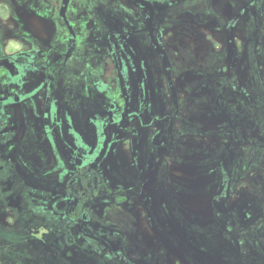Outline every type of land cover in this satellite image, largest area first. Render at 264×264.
Listing matches in <instances>:
<instances>
[{"label": "flooded vegetation", "instance_id": "obj_1", "mask_svg": "<svg viewBox=\"0 0 264 264\" xmlns=\"http://www.w3.org/2000/svg\"><path fill=\"white\" fill-rule=\"evenodd\" d=\"M21 3L38 8L39 30L26 34L34 35L35 46L0 55V211L10 221L8 231L13 232L16 227L24 231L25 243L11 240L12 253L4 261L0 254V264H55L60 255L58 242L76 245L77 250L94 247L113 264H124L117 254L120 237L113 241L112 232L93 218L90 220L87 210V203L101 196L127 198L129 187L112 177L109 164L102 163L105 151L101 154L106 131L108 142H114L119 136L117 132L123 129H128L129 154L139 178L135 188L155 212L157 223L147 222L149 226L160 224L169 229L186 253L185 256L176 250L172 241L166 242L179 263L264 264V201L260 200L264 199V191L255 192L254 185L247 194L239 190L245 169L259 164L260 160L254 159V149L264 148V144L257 143L261 138L255 140L252 132L249 134L251 138L245 147L248 154L242 158L230 155L221 146L204 143L193 144L190 154L187 146L167 144L168 137L162 135V130L152 133L148 140L146 127L141 125L161 115L171 118L176 112L172 103L177 100L173 76L186 79L196 72V76L204 79L212 77L207 78L208 82L199 80L205 83V90L197 89L200 95L196 102L203 109L198 115L203 113L206 123L199 127L194 124V129L190 125L193 121L187 118L186 128L198 130V136H206L208 126L225 118V125L209 136L225 133L231 145H236L239 133L254 125V112L240 109L238 97L245 95L247 103H253L248 87L264 75V0ZM109 58L114 67L111 80L103 75ZM35 73L36 79L32 77ZM222 84L235 92L232 94L235 104H225L228 111L214 112L224 100ZM110 85L116 89L112 95L109 89L105 90L104 96L112 97L108 107L93 111L94 101L103 98L94 92V87ZM161 88L168 91L167 96ZM213 90L218 92L215 97L205 94ZM165 97L170 100L165 101ZM22 102L30 104L28 113L39 119V138L53 139L48 147L54 161L46 158V149L39 150L41 145L38 149L31 147L43 158L44 167L37 177L39 185L34 187L30 179L14 177L9 169L16 149L26 141L24 132L17 138L20 127L14 121L17 107L16 114L22 113L18 105ZM166 102L172 105L168 108L171 114L165 109ZM209 102L211 105L207 106ZM59 116H62L59 130L66 135L58 130ZM75 118L84 127L74 128ZM260 124L263 122H256L254 127ZM93 132L97 135L95 144L91 140ZM30 133L31 129L27 134V141L31 142ZM258 133L264 136V127L258 128ZM155 158L163 162L175 158L198 178L207 179L208 186L182 192V204L176 205L170 191L153 188L157 178L167 179L174 171L160 169L157 175ZM68 162L74 170L63 173ZM50 183H66L65 190H57ZM202 194L209 196L208 217L186 204L189 197ZM233 195L235 201L231 206L229 200ZM51 199L53 206H49ZM61 199L66 202L57 206ZM59 210L65 216L58 217ZM190 213L199 218L196 225L192 224ZM206 218L213 221L208 225L215 228L213 231H205ZM45 226L51 228L49 238ZM4 233V226L0 225V240ZM155 233L159 235L156 228ZM47 239L54 244L48 254ZM248 244L251 255H243L242 250ZM20 253L21 261L17 259Z\"/></svg>", "mask_w": 264, "mask_h": 264}, {"label": "rangeland", "instance_id": "obj_2", "mask_svg": "<svg viewBox=\"0 0 264 264\" xmlns=\"http://www.w3.org/2000/svg\"><path fill=\"white\" fill-rule=\"evenodd\" d=\"M24 0H0V55H6L9 53H15L22 49H27L28 46H35L32 44L36 42L37 39H32L34 37L31 35H26L27 31H38L39 30V18L38 16V8L35 6H26L21 2ZM113 3H110L112 6ZM115 5V4H114ZM32 34V33H31ZM198 43L197 41H195ZM175 43L173 42V45ZM199 44V43H198ZM107 63L104 66V78L112 79L114 75V67L111 61V58L106 61ZM224 67V63L222 65ZM222 67L221 74L224 72V68ZM212 71V70H211ZM209 71V74L212 72ZM34 79L38 77V74L32 75ZM257 77V76H256ZM263 79L258 80V83L255 82L253 86H249V94L251 98L253 96L254 102L247 103L246 96L241 95V98L238 97V105L240 109H252L254 112L253 123L250 127H247L244 133H239V140L236 145L230 142L229 136L225 133H221L216 136H209L210 133L216 131L217 129L223 127L225 125V118H222V121L219 123H215L214 125H210L207 127V135L206 136H198V130L194 131L196 126L204 125L205 119L203 113L200 115L203 109H199L202 104L196 102L199 97V93H197L198 87L201 90H205V83H200L199 80H206L207 78L212 79V77L206 76V79L202 76H196V72L194 75L179 79V75L173 76L174 88L177 95V100L175 103H172L176 106V112L171 118H166L165 115H158V119L151 121L145 125L146 132L148 133V140L151 137L152 133L155 131H161L162 135L168 137L167 144L173 143L178 146H187L189 148V153L192 152L193 144L204 143L210 145H218L221 146L222 149L226 148L227 152L230 155L235 156H247L248 150L245 149L246 143L250 140L249 135L253 134V139L261 138V141H257V143L264 144V136L258 133V128L264 127V75L261 76ZM213 82V81H212ZM201 84V86H200ZM223 99L221 101V105L218 106L214 112H218L219 110H226L227 105L225 104H235L233 100V92L228 85H221ZM115 87L111 85L109 87H94V92H98L103 98L97 99L98 101H94L93 103V111L107 108L109 102L111 101V96L106 98L105 90L109 89L110 94H113V90ZM116 89V88H115ZM164 91V96L168 95V91L165 88H161ZM95 93V94H96ZM217 90H213L212 92H206L205 94L209 97L216 96ZM94 94V95H95ZM95 97V96H94ZM165 101H169L170 98L165 97ZM96 99V98H95ZM225 101V102H224ZM115 102V101H114ZM249 104V105H248ZM20 105V114H16L19 109L18 107L15 109L14 121L18 122V126L20 130L17 134V138L19 139L24 132L23 139L26 140L18 149H16L14 153V163L10 170H12V174L14 177L20 176L25 181L30 179V185L33 187L37 184V177L42 173L44 169L42 160L38 154L33 152L31 149L32 145L34 148L38 149V145H41L39 150L46 149L44 154L46 158L50 161H54V157L52 156V151L49 149V143L52 142L53 139H50L47 136L39 138L40 134L38 128L40 127L39 119L37 117H33L32 114L28 113V109L31 106L30 104L18 103ZM211 103L209 102V104ZM171 103H165V109L167 107V111L171 114L170 108ZM208 108V107H207ZM2 108L0 107V111ZM161 114V113H160ZM62 116L57 118V127L58 130L62 129ZM187 118H190L193 122H191V126L194 124V129L189 127V130L186 128L185 122ZM70 119V117L66 118ZM61 121V122H60ZM204 121V122H203ZM259 121L263 122V124L258 125V127H254L255 123H259ZM59 122V123H58ZM74 128L76 127H84L79 121L78 118H75ZM104 124L103 126H106ZM31 129L30 137L31 142L27 141L28 130ZM77 130V129H76ZM60 131V130H59ZM65 134L60 131V134ZM108 131L105 133V143L103 147L105 148L101 154L103 155V164H109V172L112 177L120 183L126 184L129 187V190L125 193L127 198L116 197V196H101L93 199L92 201L87 203L88 216L90 220H93L103 224L104 228L109 229L112 234L110 237L113 241L117 237H120V248L118 251V255L120 256L121 261L124 264H183L179 263L178 260L173 256V253L169 250L168 245L170 241L173 242L176 250L183 253L186 256V253L180 247L179 243L174 241V237L170 234V231L166 226L158 225L157 226H149L147 221L151 223H157L155 220V212L151 211L148 204H146V199L144 195L140 197L137 193V187L139 185V178L136 175V171L134 169V164L131 160L129 154V140L127 138L128 129L120 130L119 136L116 137V140L113 142H108ZM116 133H114L115 135ZM66 135V134H65ZM113 135V137H114ZM97 135L93 132L92 139L93 143L96 142ZM59 141V138H56ZM260 140V139H259ZM43 141V143H41ZM43 144V145H42ZM166 146V145H165ZM191 146V147H189ZM255 148L254 149V159L255 161H259V164L256 166H251L245 169L244 177L240 181L239 190L242 194H247L252 189L251 185H254L255 192L264 191V148ZM224 153L221 152V155ZM226 153V152H225ZM157 164L156 174L159 175V170H168L172 168L174 171L169 173L167 179H163L160 181V178L154 182L153 188L155 186L160 187L161 189H165L170 191L173 194V201L177 204H182L183 198L181 197V193L184 192L186 194L188 192H192L196 189L202 190L204 187L208 186L207 179H200L197 175H194L190 171H188L182 164L174 159H165L164 162L159 158H155L154 160ZM254 161V162H255ZM69 164L65 165L64 172L67 173L70 170H74L73 166ZM99 163V162H98ZM27 178V179H26ZM160 181V182H159ZM205 183V184H204ZM52 187L55 189L65 190L64 186L66 183H50ZM54 184V185H53ZM200 184V185H198ZM49 185V184H48ZM42 186V185H41ZM44 187L46 186L43 185ZM47 188V186H46ZM127 189V188H126ZM47 190V189H46ZM122 196V194H121ZM235 195L231 197L229 200V204L232 206L235 201ZM261 201L264 199L260 198ZM209 196L202 194L191 196L186 200V204L189 207L196 208L202 215L208 217L210 215V210L208 208ZM46 200H43V203ZM54 199L50 200V205L53 206ZM66 202L65 199H61L58 202L57 206H61ZM192 204L193 206H190ZM1 206V205H0ZM181 206V205H180ZM183 204L182 207L186 208ZM188 209V208H187ZM200 209V210H199ZM258 210L261 211V206H258ZM185 211V210H183ZM191 222L193 225H196L197 219H199L196 215H193ZM56 215L58 217L65 216V213L62 211H57ZM87 218L86 220H89ZM208 219V218H206ZM93 220L91 222H93ZM108 220V223L106 222ZM106 222V223H105ZM207 224L205 227V231H213L215 228L213 226H208L213 221L206 220ZM209 222V223H208ZM43 223V221H42ZM10 224L9 219L0 211V225L4 226L6 233H4V238L0 240V254L2 255V260L11 255L12 253V245L11 240L14 242H18L19 244H24L23 241L25 234L24 231L19 227L15 229V231H8L7 228ZM154 227V229H153ZM196 227V226H195ZM155 228L158 229L159 235L155 233ZM46 236L47 238L51 237V228L49 226H45ZM96 241L100 242V238H96ZM167 242V244H166ZM248 246V247H247ZM242 250L243 255H251L249 251L252 249L248 244ZM54 247L52 240H46V253L48 254V250ZM58 247L60 249L59 260L55 262V264H113L108 256L101 254L94 247H86L82 250H77L76 245L66 246L63 242H58ZM19 250L20 247L18 248ZM15 254V253H14ZM22 253L17 255V259L21 261ZM23 258V257H22ZM48 262V261H47ZM50 264H53L51 262ZM191 264V263H190Z\"/></svg>", "mask_w": 264, "mask_h": 264}]
</instances>
